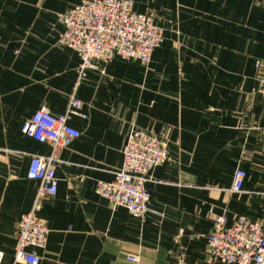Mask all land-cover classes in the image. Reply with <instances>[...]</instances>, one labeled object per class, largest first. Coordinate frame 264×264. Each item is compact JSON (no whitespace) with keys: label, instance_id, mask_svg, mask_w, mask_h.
Returning a JSON list of instances; mask_svg holds the SVG:
<instances>
[{"label":"crops","instance_id":"crops-1","mask_svg":"<svg viewBox=\"0 0 264 264\" xmlns=\"http://www.w3.org/2000/svg\"><path fill=\"white\" fill-rule=\"evenodd\" d=\"M79 0H0V264L15 260L16 223L38 182L33 155L53 156L57 189L41 194L48 226L36 264H222L206 235L215 215L264 223V0H132L165 30L149 62L115 57L79 78L77 54L57 43L61 16ZM80 135L53 148L19 127L41 105L54 115L69 97ZM163 137L168 158L148 172L149 210L131 216L95 192L122 161L126 133ZM245 177L231 191L232 174ZM128 256H136L130 261Z\"/></svg>","mask_w":264,"mask_h":264},{"label":"built area","instance_id":"built-area-1","mask_svg":"<svg viewBox=\"0 0 264 264\" xmlns=\"http://www.w3.org/2000/svg\"><path fill=\"white\" fill-rule=\"evenodd\" d=\"M62 30L57 43L73 50L79 57V78L85 70L97 68L118 57L125 61L147 64L153 50L165 39V29L151 16L135 12L132 0H79L61 16ZM255 91L264 96V65ZM81 100L71 95L65 111L52 114L45 105L39 106L19 127L20 132L53 148L65 147L80 135V130L68 124L70 115L84 118ZM168 158L166 140L149 131L131 127L126 133L120 166L112 179L98 181L95 192L114 206L123 207L131 216L145 217L149 210V194L145 189L148 172ZM53 156L33 155L26 173L38 182V191L28 211L16 223L14 259L36 264V248L45 245L48 226L38 217L39 196L54 195L57 189ZM245 173L236 168L232 174L231 191H239ZM210 258L222 264H264V223L240 214L230 224L224 214L215 215L206 235ZM1 258V255H0ZM128 260H137L128 256Z\"/></svg>","mask_w":264,"mask_h":264}]
</instances>
